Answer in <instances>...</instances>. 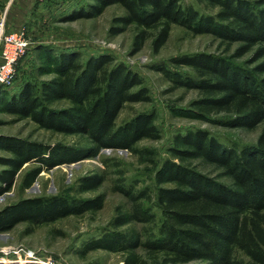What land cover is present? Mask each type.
I'll use <instances>...</instances> for the list:
<instances>
[{"label": "trees", "instance_id": "1", "mask_svg": "<svg viewBox=\"0 0 264 264\" xmlns=\"http://www.w3.org/2000/svg\"><path fill=\"white\" fill-rule=\"evenodd\" d=\"M211 1L220 5L214 15L200 14L180 0H91L85 9L72 11L65 20L94 17L107 6L118 4L124 14L112 18L108 34H119L134 25L133 52L151 36L150 30L154 32L151 47L157 52L167 40L171 25L176 24L193 34L240 40L243 46L238 54L260 43L256 56H263L264 7L254 9L238 0ZM176 61L192 67L198 79L191 80L164 67L159 70L177 86L209 93L197 104L229 112V126L253 128L262 122L256 142L235 150L221 145L203 130L175 135L172 155L180 161L201 158L221 168L222 174L231 178V186L180 161L167 159L155 173L157 184H172L158 187L155 193L162 215L158 235L141 241L135 231L111 230L92 239L86 248L128 252L123 264H140V257L131 252L137 247L154 258L160 257V264H264V75L257 77L264 73V61L251 70L236 68L204 53L182 55ZM111 63L110 56L98 54L82 65L69 53L59 52L54 63L55 77L41 82L37 89L23 85L6 101L2 99L8 112L53 132L85 135L89 145L49 146L0 137V148L11 152L10 157L0 158L5 166L0 170V195L10 190L25 164L37 165L22 177L21 186L28 188L43 170L95 157L100 149L133 151L140 139L159 138L152 110L115 124L126 102L149 101L150 97L136 72L121 62ZM60 100L68 102V106L50 107ZM102 181L103 176L97 173L83 175L77 179L75 190H94ZM115 190L127 196L132 206L129 211L116 212L109 226L116 229L153 219L150 209L139 202L145 191L134 194L123 187ZM103 200L101 194L73 198L64 193L22 198L0 209V233L26 222L29 227L24 233L29 234L34 225L99 210ZM239 255L246 257L247 262Z\"/></svg>", "mask_w": 264, "mask_h": 264}, {"label": "rangeland", "instance_id": "2", "mask_svg": "<svg viewBox=\"0 0 264 264\" xmlns=\"http://www.w3.org/2000/svg\"><path fill=\"white\" fill-rule=\"evenodd\" d=\"M184 6H191L200 14L214 15L218 7L211 0H180ZM247 7H264V0H238ZM91 0H0V19L4 30L22 31L28 49L16 65L11 84L0 86V137H13L29 142L52 146L61 144L82 147L89 145L82 134H63L40 128L28 118L8 112L4 101L23 85L37 89L41 82L56 76L55 60L59 52H67L83 65L93 55L106 54L112 63L121 62L138 74L148 90L149 101L126 102L115 119V124L130 119L140 112L154 111L159 138H143L137 141L132 150L100 149L95 157H88L74 163H66L43 170L28 188L21 186L25 172L36 167V163L25 164L16 174L9 191L0 195V209L22 198L47 196L64 193L73 198H90L103 195V205L96 211H86L79 215H69L50 223H41L24 231L29 225L17 223L12 229L0 233V264H123L128 252L108 251L101 248H86L87 244L104 232L111 230L135 231L140 240L155 238L162 221L160 207L155 193L158 187H170V183L157 184L155 173L162 163L176 160L170 148L177 134L203 130L221 145L235 150L252 145L260 132L262 122L253 128L234 127L227 124L232 115L214 108H203L197 103L210 94L197 88L177 86L163 75L159 67L181 74L191 80L198 79L195 70L177 63L182 55L204 53L219 57L234 67L251 70L264 61L256 56L262 45L256 43L243 54L238 50L243 46L240 40H224L213 34H193L186 28L173 24L165 43L157 52L151 47V35L142 47L133 52L132 38L134 25L116 35L108 34V27L115 16L124 14L118 4L107 6L94 17H76L65 20L72 11L86 8ZM54 62V63H53ZM110 64V65H111ZM263 74H257L261 77ZM133 89H137L136 87ZM64 100L50 104L52 108L67 107ZM11 156L7 149L0 148V158ZM217 181L231 186L230 177L222 174L221 168L204 162L201 158L180 161ZM5 166L0 162V170ZM90 173L103 176L102 183L94 190L77 192L76 181ZM115 187L129 189L132 193L145 191L140 203L153 213L147 223L132 222L114 229L109 221L116 212L129 211L132 203ZM131 252L140 257V264H160V257L154 258L141 247ZM243 262L247 258L239 255ZM192 264V263H189Z\"/></svg>", "mask_w": 264, "mask_h": 264}, {"label": "built area", "instance_id": "3", "mask_svg": "<svg viewBox=\"0 0 264 264\" xmlns=\"http://www.w3.org/2000/svg\"><path fill=\"white\" fill-rule=\"evenodd\" d=\"M22 31H5L0 19V85L11 84L16 65L28 49Z\"/></svg>", "mask_w": 264, "mask_h": 264}, {"label": "crops", "instance_id": "4", "mask_svg": "<svg viewBox=\"0 0 264 264\" xmlns=\"http://www.w3.org/2000/svg\"><path fill=\"white\" fill-rule=\"evenodd\" d=\"M22 1H24V0H22ZM31 1H33V0H28V3H29L28 5H30Z\"/></svg>", "mask_w": 264, "mask_h": 264}]
</instances>
